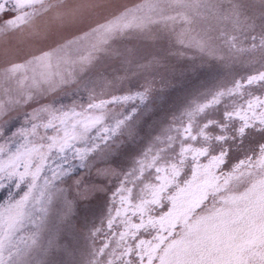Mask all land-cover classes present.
<instances>
[{"label":"rangeland","instance_id":"obj_1","mask_svg":"<svg viewBox=\"0 0 264 264\" xmlns=\"http://www.w3.org/2000/svg\"><path fill=\"white\" fill-rule=\"evenodd\" d=\"M21 5H12L13 26L0 20V150L5 158L24 144L47 146L64 127L79 132L80 114H92V103L150 88L143 103L105 107L102 125L130 114L131 119L108 141L103 158L88 157L82 169L69 153L72 172L66 179L83 176L85 185L107 186L95 193L99 203L89 228L104 214L115 182L96 176L95 169L125 174L149 147H162L156 137H165L177 114L198 95L258 70L256 62L264 59V47L256 41L264 38V0H21ZM122 22L130 26L112 29ZM53 116L67 119L60 129L54 124L59 119L45 129ZM98 131L93 128L71 144L91 148ZM41 151L48 153L43 168L48 175L56 158L47 147ZM39 165L40 157H33L30 167ZM87 230L69 264H89ZM48 241L45 232L25 264H64L65 257Z\"/></svg>","mask_w":264,"mask_h":264},{"label":"snow or ice","instance_id":"obj_2","mask_svg":"<svg viewBox=\"0 0 264 264\" xmlns=\"http://www.w3.org/2000/svg\"><path fill=\"white\" fill-rule=\"evenodd\" d=\"M13 4L16 8L22 6L21 0H0V20L10 26L17 19ZM129 26L130 22H122L112 29ZM259 89H264V70L237 80L226 91L221 90L193 107L185 114L182 126H173V134L156 137V142L163 146L155 150L149 147L128 173L121 175L111 167L95 169L96 176L115 182L104 215L98 225L90 228L89 218L99 203L94 199L95 193L104 192L107 186L85 185L83 176L66 179L70 177L71 167L57 166L48 169L49 174L45 175L43 168L48 153L41 149L56 150L63 157L72 141L99 127L92 147L76 149L74 159L83 169L88 157L103 158L108 151L105 147L108 141L131 119L130 114L111 125H102L105 107L109 103H143L150 88L92 103L89 106L92 114H80L79 132L64 127L63 135L50 137L51 143L47 146L29 148L24 144L7 158L0 150V189L11 182L17 189H25L18 199L0 203V264H25V257L45 232L49 233V246L56 249L57 255L65 257L64 264H69L67 258L77 249L86 228L93 240L99 239L92 249L89 264H264V230L242 236L229 249V258L223 262L211 258V249L190 252L194 240L175 238L182 215L178 197L170 195L168 204L163 200V194L178 177L184 184L180 189L183 193L204 178L228 177L245 165L264 167V92L254 91ZM246 90L247 99L225 110L222 123L215 119L200 121L203 114L221 104L223 97H243ZM57 119L64 125L67 116H53L43 127H52ZM213 128L215 132L210 131ZM35 130L33 128V132ZM127 131L133 134L132 129ZM252 134L261 139L251 145L244 144ZM171 149L175 150L171 159L158 163L161 154ZM244 149H249L247 155H236ZM35 156L40 157V165L32 168ZM157 209L159 218L154 215ZM50 224L55 227H48ZM198 231L189 227V237Z\"/></svg>","mask_w":264,"mask_h":264},{"label":"flooded vegetation","instance_id":"obj_3","mask_svg":"<svg viewBox=\"0 0 264 264\" xmlns=\"http://www.w3.org/2000/svg\"><path fill=\"white\" fill-rule=\"evenodd\" d=\"M256 39L259 49H262L264 47V38L256 37ZM257 64L258 67H261L249 74L264 70V59H258ZM248 75L241 77V79L233 78L231 79L232 81H228L224 85L219 84L217 87L212 88L206 94L198 95V98L193 103L186 106L177 114L176 123L170 125L171 129H169L165 137L173 134V126L179 127L185 123V114L197 104L208 101L221 90L226 91L237 80L242 81ZM254 91L264 92V89ZM247 95L248 91L246 90L243 97H223L221 104L203 114L200 117V121L215 119L222 123V113L225 110L233 108L236 104L242 103L247 99ZM198 124L199 121L197 122ZM210 131L215 132V129H210ZM176 135L179 138L178 133ZM260 139L261 137L252 134L251 137L245 139L244 144L251 145ZM166 143L167 141L165 140L164 144ZM174 151V149H171L162 153L161 161H158V163L168 162ZM248 151L249 149H244L241 152H237L236 155H247ZM130 170H127L125 173H128ZM182 187H184L182 178L178 177L163 194V200L165 204H168L170 195L178 197V207L182 215L178 219L181 227L176 232L175 238H191L194 240L195 243L189 249L190 252L199 253L206 249H211V258L215 261L223 262L229 258V249L242 236L250 231L264 230V167L257 168L254 165L251 167L245 165L228 177L221 175L215 180L204 178L197 185L183 193L180 192ZM158 213L159 209L154 213L157 218H159ZM99 221L96 223L97 225ZM189 227L199 229V231L194 232L189 237ZM98 243L99 239L93 240L90 237L89 261L92 259V249ZM213 244L215 245L214 248Z\"/></svg>","mask_w":264,"mask_h":264},{"label":"trees","instance_id":"obj_4","mask_svg":"<svg viewBox=\"0 0 264 264\" xmlns=\"http://www.w3.org/2000/svg\"><path fill=\"white\" fill-rule=\"evenodd\" d=\"M247 38V37H244ZM248 40V39H246ZM250 41V38H249ZM84 111H86L84 109ZM56 129H60L62 127V125L60 124V122H54ZM58 124V125H57ZM32 123H30L29 126H31ZM16 144L13 145V147H15ZM11 147V148H13ZM16 149V148H13ZM12 149V150H13ZM76 149H81L78 147V145L75 144L72 145L70 144L69 147L67 148V150H65L63 157H61V155L59 154V152H57L56 150H53V156L52 159L56 158L55 160H53V162L51 163V165L56 168L57 166H62L64 169H67L70 167V161H71V157H69V153L71 151H73V158L75 156V151ZM14 184V182L8 183L6 184V186L2 189H0V203H3L4 201H8V200H15L18 199L19 197H21L23 195V191L21 188L17 189L16 188H11V186ZM9 190H12V193H9Z\"/></svg>","mask_w":264,"mask_h":264}]
</instances>
